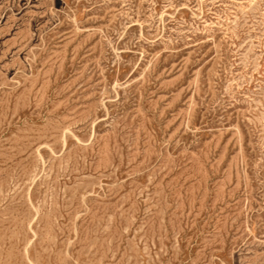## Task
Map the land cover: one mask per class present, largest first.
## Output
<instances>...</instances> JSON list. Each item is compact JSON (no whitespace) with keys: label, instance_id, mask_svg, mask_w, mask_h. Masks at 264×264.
<instances>
[{"label":"rangeland","instance_id":"1","mask_svg":"<svg viewBox=\"0 0 264 264\" xmlns=\"http://www.w3.org/2000/svg\"><path fill=\"white\" fill-rule=\"evenodd\" d=\"M0 264H264V0H0Z\"/></svg>","mask_w":264,"mask_h":264},{"label":"bare ground","instance_id":"2","mask_svg":"<svg viewBox=\"0 0 264 264\" xmlns=\"http://www.w3.org/2000/svg\"><path fill=\"white\" fill-rule=\"evenodd\" d=\"M26 114V113H25ZM49 150V149H48ZM50 153V152H49ZM60 171V170H59ZM27 183V182H26ZM20 232V231H19Z\"/></svg>","mask_w":264,"mask_h":264}]
</instances>
